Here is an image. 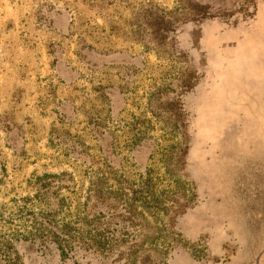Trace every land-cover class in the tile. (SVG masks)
Returning a JSON list of instances; mask_svg holds the SVG:
<instances>
[{"label":"rangeland","instance_id":"1","mask_svg":"<svg viewBox=\"0 0 264 264\" xmlns=\"http://www.w3.org/2000/svg\"><path fill=\"white\" fill-rule=\"evenodd\" d=\"M0 264H264V0H0Z\"/></svg>","mask_w":264,"mask_h":264}]
</instances>
